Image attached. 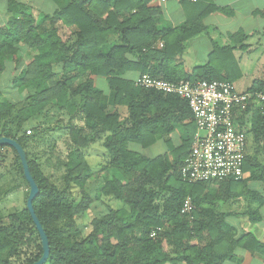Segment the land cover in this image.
Masks as SVG:
<instances>
[{
  "label": "trees",
  "instance_id": "trees-1",
  "mask_svg": "<svg viewBox=\"0 0 264 264\" xmlns=\"http://www.w3.org/2000/svg\"><path fill=\"white\" fill-rule=\"evenodd\" d=\"M53 1L57 9L52 14L35 18L24 3L7 0L9 18L0 26V72L8 61L13 63L11 86L25 91L18 102L0 94V137L14 139L22 146L38 187L32 206L48 237L49 256L44 264H222L237 248L264 255V245L249 233L232 239L223 220L216 222L222 215L214 214V207L195 210L204 185L230 186L244 178L193 184L182 179L181 167L196 132L187 102L143 88L125 77L127 72H138L171 82H232L215 67L219 58L235 62L230 47L214 45L209 61L189 72L182 59L186 43L209 32L202 18L217 6L212 0H196L203 3L197 16L172 26L160 23V8L154 0ZM62 31L68 32L66 38ZM231 37L242 41L246 36L239 30ZM92 76L102 78L107 91L96 86ZM263 87L264 82L255 81L248 92ZM119 106L126 108V116L120 115ZM41 112L44 120L55 114L58 124L60 117L66 118L68 150L63 161L57 158L66 169L64 188L43 170V163L51 164V156L41 162L34 152L37 146L46 145L49 151L44 154L53 153L55 140L50 145L46 139L53 128L43 121L25 133V124ZM235 116L237 128H244L252 138V152L245 154L244 174L249 172L250 178L264 181V115L258 101L239 109ZM77 120L81 126L76 125ZM177 125L186 137L178 145L166 140L164 154L149 157L129 148V144L146 148L157 135H168ZM95 142L101 143L105 155L96 170L84 155ZM6 148L12 152L14 169L25 182L28 196L29 185L17 152L1 145L0 158ZM110 171L113 174L109 176ZM103 172L98 195L120 204L96 215L90 233L78 237L75 216L82 214L95 197L81 189L79 200L72 201L71 184L83 188L89 177ZM186 197L193 205L189 215L180 212ZM24 203L16 212L0 215V264H14L13 258L25 244L32 243L35 253L23 264H32L42 254L26 200ZM200 217L208 218L206 225H198ZM59 221L63 226L57 225ZM204 233L209 238L205 244ZM223 240L228 243L220 249Z\"/></svg>",
  "mask_w": 264,
  "mask_h": 264
},
{
  "label": "crops",
  "instance_id": "crops-1",
  "mask_svg": "<svg viewBox=\"0 0 264 264\" xmlns=\"http://www.w3.org/2000/svg\"><path fill=\"white\" fill-rule=\"evenodd\" d=\"M19 1L30 8L35 18L41 14H52L57 9L53 0ZM212 2L217 9L202 18V23L209 32L201 33L186 43L182 57L185 70L189 72L195 66L206 64L214 45L230 47L235 62L231 64L230 59L219 58L215 62V67L222 77L230 76L238 91H248L253 82H264V0H212ZM154 4L160 8V23L166 22L172 26H179L187 19L196 17L203 8V3L200 1L160 3L159 0H154ZM8 18L7 0H0V26L4 25ZM239 30L246 36L242 41L231 37ZM153 65L155 64L150 66ZM10 74L13 76L15 72L13 63L8 61L5 69L0 72V76H11ZM139 76L138 72L125 74V77L133 80L135 84ZM92 79L96 86L107 91L106 83L102 78L92 76ZM118 111L122 117L127 114L125 107L119 106ZM185 137L184 129L177 125L170 134L157 135L155 142L146 148L135 144H129V148L144 154L145 149L154 148V145L161 143L163 151L149 156L154 157L167 151L166 140L169 139L173 145H178ZM252 148L251 140L249 153L252 152ZM104 157L103 153V160ZM243 178V181L230 186L219 183L204 185L202 196L196 199L195 210L201 212L203 208L214 207V214L222 215L216 218V222L223 220L224 228L232 239L247 232L264 245V181L250 178L249 172L245 173ZM257 215L259 219L255 218ZM207 222L208 218L200 217L197 220L200 226L206 225ZM208 241L209 238L204 233L203 244ZM227 243V240H223L219 248L224 249ZM164 264L184 263L167 261ZM222 264H264V255L237 248L234 250L233 257L223 260Z\"/></svg>",
  "mask_w": 264,
  "mask_h": 264
},
{
  "label": "built area",
  "instance_id": "built-area-1",
  "mask_svg": "<svg viewBox=\"0 0 264 264\" xmlns=\"http://www.w3.org/2000/svg\"><path fill=\"white\" fill-rule=\"evenodd\" d=\"M168 1L183 0H159L160 3ZM136 84L166 95H175L188 104L196 132L181 167L183 180L193 184L213 180L238 181L244 177L246 134L237 128L235 115L239 109H246L254 101H258L260 112L264 115V87L254 92H240L233 82L227 80L171 82L148 73L140 74ZM192 210L191 198L186 197L180 212L189 215ZM154 234L155 231L151 236Z\"/></svg>",
  "mask_w": 264,
  "mask_h": 264
},
{
  "label": "rangeland",
  "instance_id": "rangeland-1",
  "mask_svg": "<svg viewBox=\"0 0 264 264\" xmlns=\"http://www.w3.org/2000/svg\"><path fill=\"white\" fill-rule=\"evenodd\" d=\"M35 15L37 13H34ZM169 24V23H167ZM68 32H61V35L66 38ZM29 59L25 58V61L27 62ZM11 75V74H10ZM11 76H0V94L8 99L11 102H18L21 101L22 98H24L25 91H22L21 89H15L11 86ZM53 118L45 119L42 116V112L35 115L32 120H29L25 124V133L27 134V131L29 129H32L34 126H39L40 123H43L46 126L49 125V127L53 131L49 133V136L46 137L47 141L51 145V141L54 139V151L52 154H44V151L48 152L49 147L46 145H40L37 146L34 149V152L37 154V156L40 157V161L43 162L48 156L50 157V165H46L43 163V170L47 174V176L59 187L64 188L66 185L65 182V167L59 163H57L58 159L60 158L62 161L65 159L66 152L68 150V136H67V128L65 127V117H60L59 119H62L59 124L57 123L58 118L54 114L52 116ZM76 125L81 126L82 122L77 120ZM60 126L61 128L54 130ZM246 134V152L249 153L251 149V135ZM163 151V145L161 143H157L153 147H149L144 150V154L148 156H152L156 154L157 152ZM85 159L89 163V165L92 167V169L96 170L98 165L103 162V153L104 149L101 146L100 143L95 142L94 144L90 145L87 149L84 151ZM4 153V152H2ZM1 155V154H0ZM3 155V154H2ZM45 155V156H40ZM105 172L99 173L98 176H92L87 179V182L85 183L83 188H79L74 184H71L70 188V199L72 201H78L80 198V194L82 192L81 189L84 191L87 190L90 198L95 197V199L91 200L88 204L87 209L77 216H75L74 221V228L76 232L78 233V237H85L88 235L91 231V221L92 219L99 214H103L107 212V209L109 206H118L120 203L108 199L104 196L98 195L99 190V182L102 175H104ZM113 174L111 171L109 172V176ZM95 179V180H94ZM97 180V181H96ZM27 187L25 182L22 180V178L17 175V172L14 169V163L12 160V152L10 149H5V155H3V158H0V215H7L13 212H16L17 210L23 208L25 206V200L27 199ZM64 222L59 221L58 226H63ZM74 232V229L70 232ZM35 253V249L33 247V244H25L22 246V248L19 249L18 254L13 258L14 264H23L24 259L27 257H30Z\"/></svg>",
  "mask_w": 264,
  "mask_h": 264
},
{
  "label": "water",
  "instance_id": "water-1",
  "mask_svg": "<svg viewBox=\"0 0 264 264\" xmlns=\"http://www.w3.org/2000/svg\"><path fill=\"white\" fill-rule=\"evenodd\" d=\"M1 145H7L12 147L18 154L20 158V162L22 165V170H23V175L25 177L26 182L29 185V192L28 196L26 199V208L31 216V219L35 225V228L38 232L40 242H41V247H42V254L40 258L33 262L32 264H44L49 256V242H48V237L38 219V217L35 214V211L32 206V200L37 196L38 194V187L29 171L28 163H27V158L26 154L24 152V149L22 146L14 139L8 138V137H0V146Z\"/></svg>",
  "mask_w": 264,
  "mask_h": 264
}]
</instances>
